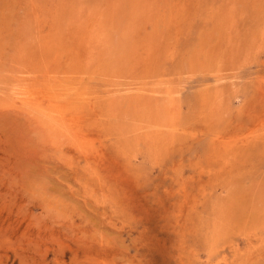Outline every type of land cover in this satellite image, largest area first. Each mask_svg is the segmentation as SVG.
Instances as JSON below:
<instances>
[{"label": "rangeland", "instance_id": "obj_1", "mask_svg": "<svg viewBox=\"0 0 264 264\" xmlns=\"http://www.w3.org/2000/svg\"><path fill=\"white\" fill-rule=\"evenodd\" d=\"M0 264H264V0H0Z\"/></svg>", "mask_w": 264, "mask_h": 264}, {"label": "bare ground", "instance_id": "obj_2", "mask_svg": "<svg viewBox=\"0 0 264 264\" xmlns=\"http://www.w3.org/2000/svg\"><path fill=\"white\" fill-rule=\"evenodd\" d=\"M20 96H21V95H20ZM22 97H23V96H22ZM18 98H19V97H18ZM19 101L22 102L21 100H19ZM23 103H24V102H23ZM23 103H22V104H23ZM56 108H57V107H56ZM159 111H160V110H159ZM141 113H142V112H141Z\"/></svg>", "mask_w": 264, "mask_h": 264}]
</instances>
